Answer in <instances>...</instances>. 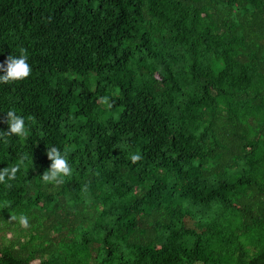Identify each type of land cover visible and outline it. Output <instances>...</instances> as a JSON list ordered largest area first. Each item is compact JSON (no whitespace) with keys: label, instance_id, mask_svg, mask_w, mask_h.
I'll return each instance as SVG.
<instances>
[{"label":"trees","instance_id":"16d2710c","mask_svg":"<svg viewBox=\"0 0 264 264\" xmlns=\"http://www.w3.org/2000/svg\"><path fill=\"white\" fill-rule=\"evenodd\" d=\"M21 48L0 264H264V0H0V64Z\"/></svg>","mask_w":264,"mask_h":264},{"label":"clouds","instance_id":"9594fccd","mask_svg":"<svg viewBox=\"0 0 264 264\" xmlns=\"http://www.w3.org/2000/svg\"><path fill=\"white\" fill-rule=\"evenodd\" d=\"M0 71L4 75H0V84H12L23 81L31 75L32 69L28 63V55L26 49H20V55L14 57L9 55L3 64H0ZM107 103V99H104ZM111 105H109L110 107ZM8 125L7 131H0V140L4 143H8V137H24L27 135V129L25 126V120L23 117L18 116L14 110H9L6 113V119L4 121ZM47 158L51 161L49 169L45 171L40 180L45 184L62 185L65 182V177H70L73 173L72 167L69 165L65 155H63L60 149L55 146L47 150ZM21 158L19 164L23 163ZM141 159L139 154L131 156L133 162H137ZM19 164L12 166L11 168L5 167L0 169V184H5L7 187H11L10 181L16 179V174L20 171ZM17 219L19 224L27 228L29 226V218L26 215L21 214L19 217H13Z\"/></svg>","mask_w":264,"mask_h":264}]
</instances>
